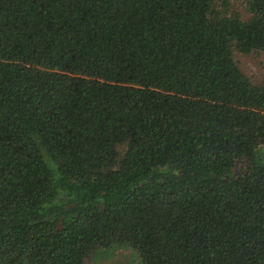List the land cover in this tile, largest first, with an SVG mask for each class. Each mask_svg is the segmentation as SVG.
Instances as JSON below:
<instances>
[{
	"label": "trees",
	"instance_id": "trees-1",
	"mask_svg": "<svg viewBox=\"0 0 264 264\" xmlns=\"http://www.w3.org/2000/svg\"><path fill=\"white\" fill-rule=\"evenodd\" d=\"M264 0H0V264H264Z\"/></svg>",
	"mask_w": 264,
	"mask_h": 264
},
{
	"label": "rangeland",
	"instance_id": "rangeland-1",
	"mask_svg": "<svg viewBox=\"0 0 264 264\" xmlns=\"http://www.w3.org/2000/svg\"><path fill=\"white\" fill-rule=\"evenodd\" d=\"M241 66L252 80L259 82L264 79V50L250 54H239ZM86 264H140L139 258L132 249L126 246H113L95 251L87 258Z\"/></svg>",
	"mask_w": 264,
	"mask_h": 264
}]
</instances>
